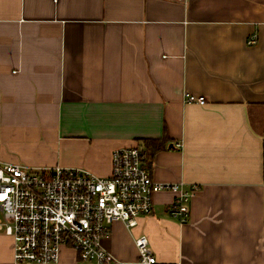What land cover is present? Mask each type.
Segmentation results:
<instances>
[{"label": "crops", "instance_id": "crops-1", "mask_svg": "<svg viewBox=\"0 0 264 264\" xmlns=\"http://www.w3.org/2000/svg\"><path fill=\"white\" fill-rule=\"evenodd\" d=\"M144 139L167 141L147 165L189 218L157 193L102 239L116 264H140V235L157 264H264V0H0V163L108 177Z\"/></svg>", "mask_w": 264, "mask_h": 264}, {"label": "built area", "instance_id": "built-area-1", "mask_svg": "<svg viewBox=\"0 0 264 264\" xmlns=\"http://www.w3.org/2000/svg\"><path fill=\"white\" fill-rule=\"evenodd\" d=\"M187 100L207 104L204 97ZM146 159L145 146L117 149L108 177L81 168L0 163V233L12 239L14 263L59 264L64 250L71 249L82 262L116 264L102 239L115 222L133 229L140 218L152 215L160 192L175 195L171 216L185 224L190 191L183 184L156 182ZM135 242L139 263L157 264L148 237L140 235Z\"/></svg>", "mask_w": 264, "mask_h": 264}, {"label": "trees", "instance_id": "trees-1", "mask_svg": "<svg viewBox=\"0 0 264 264\" xmlns=\"http://www.w3.org/2000/svg\"><path fill=\"white\" fill-rule=\"evenodd\" d=\"M143 144L147 148L149 155L152 156L155 153L159 152L160 150L164 149L167 144V141L165 139H157V140L144 139Z\"/></svg>", "mask_w": 264, "mask_h": 264}, {"label": "water", "instance_id": "water-1", "mask_svg": "<svg viewBox=\"0 0 264 264\" xmlns=\"http://www.w3.org/2000/svg\"><path fill=\"white\" fill-rule=\"evenodd\" d=\"M171 147H173V146H171Z\"/></svg>", "mask_w": 264, "mask_h": 264}]
</instances>
